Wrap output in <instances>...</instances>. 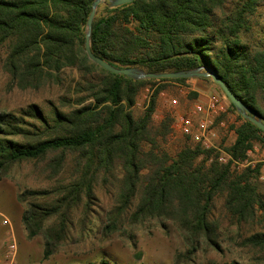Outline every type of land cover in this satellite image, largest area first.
<instances>
[{
    "label": "trees",
    "instance_id": "obj_1",
    "mask_svg": "<svg viewBox=\"0 0 264 264\" xmlns=\"http://www.w3.org/2000/svg\"><path fill=\"white\" fill-rule=\"evenodd\" d=\"M93 1L0 0V69L10 87L61 84L65 69L80 76L73 99L61 100L67 111L52 106L46 115L28 105L17 113H0V180L13 167L34 162L44 166L47 182L54 181L17 194L27 238L41 236L42 258L49 259L70 240L77 211L79 232L85 229L98 183L113 179L117 206L110 232L126 218L131 226L170 220L193 251L202 241L217 245L214 210L221 199L223 213L237 230L248 229L240 238L253 251L252 264H264V232L257 230L264 228L260 165L239 171L232 166L247 160L254 143H264V133L238 115L242 123L235 141L222 149L229 157L225 163L219 152L199 145L173 157L160 151L156 139L165 137L170 125L166 118L156 129L151 125L161 87L152 92L140 118L131 109L145 86L188 79L135 80L90 62L84 43ZM263 7L264 0H135L113 8L105 2L92 22L90 50L116 68L147 73L207 67L264 123V38L254 46L246 41Z\"/></svg>",
    "mask_w": 264,
    "mask_h": 264
},
{
    "label": "rangeland",
    "instance_id": "obj_2",
    "mask_svg": "<svg viewBox=\"0 0 264 264\" xmlns=\"http://www.w3.org/2000/svg\"><path fill=\"white\" fill-rule=\"evenodd\" d=\"M252 31L246 41L254 43L264 38V7L260 8L251 21ZM96 74L88 75L87 79ZM61 84L46 83L38 90H19L9 86V77L0 69V113H17L28 105H36L46 115L50 114L51 107L62 106V99H73L72 89L79 81L76 70L62 71ZM161 91L155 100V111L151 118V125L157 128L160 121L166 118L170 123L168 134L158 137V149L171 157L185 147H195L197 144L184 137L175 127L178 118L188 115L193 105L205 100L209 95L222 94L220 89L210 80L198 78L188 79L184 83L156 82L145 86L137 95L131 112L135 118H140L156 88ZM223 102L227 113L223 117L228 124L239 126L242 122L238 113L229 106V101L223 95ZM176 103L173 104L172 101ZM217 138L211 142V149L220 153L223 147L232 144V138L225 129L216 128ZM203 157L197 161L200 162ZM260 165L258 173V191L264 195V143H254L252 150L247 153L244 163H233V169L239 171L246 165ZM69 166V165H68ZM145 173V172H143ZM47 174L44 166L38 163L17 165L0 180L1 183L11 184L17 194L23 189H36L53 185L54 181H46ZM117 182H99L96 187V201H92L87 214L85 229L79 232L81 211L73 215V231L70 240L61 243L55 253L47 260L42 258L43 239L41 236L28 239L22 228L17 237L18 254L15 264H100L107 261L109 264H252L253 251L243 247L240 235L246 234L247 228L238 231L233 220L223 213L222 201L215 203L214 220L217 224V245L202 243L196 251L190 246L186 234L170 220L149 219L141 225L131 226L128 219L123 220L120 228L110 232V219L115 201ZM19 203V202H18ZM22 207L23 205L19 203ZM3 228V227H2ZM264 232L263 227L257 228ZM5 229L0 232V249L4 247Z\"/></svg>",
    "mask_w": 264,
    "mask_h": 264
},
{
    "label": "built area",
    "instance_id": "obj_3",
    "mask_svg": "<svg viewBox=\"0 0 264 264\" xmlns=\"http://www.w3.org/2000/svg\"><path fill=\"white\" fill-rule=\"evenodd\" d=\"M223 99V95L214 93L205 100L195 103L188 115L178 118L176 129L200 148L211 149V142L217 138L216 126L227 129L231 125L223 119L227 113ZM172 103L175 104L176 101L173 100ZM224 155L225 157H219L222 163L229 160V157ZM0 226L5 229L4 247L0 249V264H15L18 252L17 240L10 220L1 213Z\"/></svg>",
    "mask_w": 264,
    "mask_h": 264
},
{
    "label": "water",
    "instance_id": "obj_4",
    "mask_svg": "<svg viewBox=\"0 0 264 264\" xmlns=\"http://www.w3.org/2000/svg\"><path fill=\"white\" fill-rule=\"evenodd\" d=\"M135 0H94L91 5V12L86 23L85 43L84 51L87 59L93 64L97 65L101 69L114 74L123 75L131 79L142 80V79H210L227 98L229 103L234 107L240 117L246 121L252 123L258 130L264 133V123L261 118L258 117L253 111H251L244 102L235 97L227 86L221 81V79L209 68L201 67L189 71H180L174 73H147L136 68H116L102 59L93 55L90 50V35L91 26L95 13L99 5L108 3L111 8L130 4Z\"/></svg>",
    "mask_w": 264,
    "mask_h": 264
},
{
    "label": "crops",
    "instance_id": "obj_5",
    "mask_svg": "<svg viewBox=\"0 0 264 264\" xmlns=\"http://www.w3.org/2000/svg\"><path fill=\"white\" fill-rule=\"evenodd\" d=\"M237 127H235V125H229V127L225 129V132H227L229 136L232 138V144L236 138L235 129ZM216 128H219V126H216ZM1 184L2 185L0 186V213L10 220L12 228L14 230L15 237L16 236L18 237L16 233H19V229L22 228L21 214L23 211V207L17 201L16 191L14 187L9 183H1ZM1 231H3V228L0 226V232ZM17 247H18V243H17Z\"/></svg>",
    "mask_w": 264,
    "mask_h": 264
}]
</instances>
